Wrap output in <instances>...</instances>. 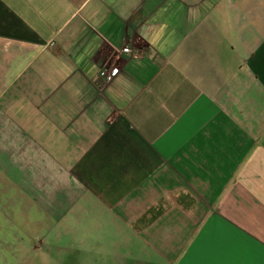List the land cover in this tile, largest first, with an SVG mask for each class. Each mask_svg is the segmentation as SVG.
I'll list each match as a JSON object with an SVG mask.
<instances>
[{
  "label": "crops",
  "instance_id": "0c3cea01",
  "mask_svg": "<svg viewBox=\"0 0 264 264\" xmlns=\"http://www.w3.org/2000/svg\"><path fill=\"white\" fill-rule=\"evenodd\" d=\"M25 32L32 242L264 264V0H25Z\"/></svg>",
  "mask_w": 264,
  "mask_h": 264
},
{
  "label": "rangeland",
  "instance_id": "374dc122",
  "mask_svg": "<svg viewBox=\"0 0 264 264\" xmlns=\"http://www.w3.org/2000/svg\"><path fill=\"white\" fill-rule=\"evenodd\" d=\"M33 264H59V254L32 242ZM50 256L53 258L51 259Z\"/></svg>",
  "mask_w": 264,
  "mask_h": 264
},
{
  "label": "built area",
  "instance_id": "2783aa9c",
  "mask_svg": "<svg viewBox=\"0 0 264 264\" xmlns=\"http://www.w3.org/2000/svg\"><path fill=\"white\" fill-rule=\"evenodd\" d=\"M122 52L124 54H131V51L125 48L122 50ZM98 75L109 82L111 87H113L114 89H118L119 81L117 79V73L114 72V68L101 67L98 71Z\"/></svg>",
  "mask_w": 264,
  "mask_h": 264
}]
</instances>
